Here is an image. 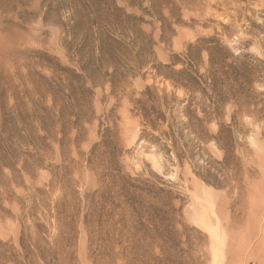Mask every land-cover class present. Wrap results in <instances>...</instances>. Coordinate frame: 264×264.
Listing matches in <instances>:
<instances>
[{
  "label": "rangeland",
  "instance_id": "374dc122",
  "mask_svg": "<svg viewBox=\"0 0 264 264\" xmlns=\"http://www.w3.org/2000/svg\"><path fill=\"white\" fill-rule=\"evenodd\" d=\"M0 264H264V0H0Z\"/></svg>",
  "mask_w": 264,
  "mask_h": 264
}]
</instances>
